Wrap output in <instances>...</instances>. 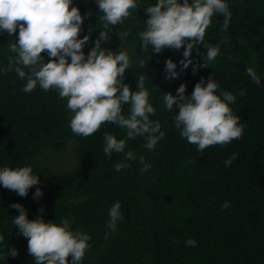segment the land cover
<instances>
[{"label":"trees","instance_id":"obj_1","mask_svg":"<svg viewBox=\"0 0 264 264\" xmlns=\"http://www.w3.org/2000/svg\"><path fill=\"white\" fill-rule=\"evenodd\" d=\"M225 2L231 12L227 31L216 14L204 38V45L219 44V54L208 60L204 45H198L185 69L180 63L183 48L143 52L139 33L148 19L145 9L156 0H137L124 23L108 29L99 20L95 0H73L72 6L85 17L79 38L90 35L84 54L94 47L99 31H107L103 48L117 54L129 48L132 66L124 83L136 91L139 76L145 77L149 102L156 109L150 119L159 121L165 133L153 150L144 147L146 137L129 140L126 130L112 123L87 138L73 134L66 99L39 86L24 93L26 81L14 71L0 72V169L29 166L40 180L27 197L0 185V264H35L27 239L13 224L15 203L25 208L30 221L42 217L60 225L68 219L71 230L89 235L90 248L81 264H264V85L243 66L264 77V0ZM124 31L129 35L120 40ZM17 37L18 30L14 36L0 33V68L15 55L8 45ZM42 56L47 62V53ZM167 59L177 65V78L166 79ZM212 74L217 94L222 90L236 96L229 107L244 131L240 139L199 152L175 128L178 110L174 106L168 111L163 96H175L181 84L190 96L195 84L203 78L206 86ZM122 109L127 117L130 105ZM105 133L126 140L124 153L109 158L103 152ZM128 151L135 153V160L124 159ZM232 153L238 157L225 167ZM118 162L130 166L117 172ZM37 187L43 192L39 200L33 199ZM226 201L230 206L224 209ZM116 202L123 218L112 231L106 225ZM189 239L196 241L195 247L186 246ZM12 248L18 251L15 258L7 255Z\"/></svg>","mask_w":264,"mask_h":264},{"label":"clouds","instance_id":"obj_2","mask_svg":"<svg viewBox=\"0 0 264 264\" xmlns=\"http://www.w3.org/2000/svg\"><path fill=\"white\" fill-rule=\"evenodd\" d=\"M95 2L105 29L122 25L130 16V10L137 8V0ZM72 4L73 0H0V33L14 36L18 30L16 42L8 45L15 55L8 57L7 67L0 68V72L14 71L26 81L21 89L24 93H32L39 86L45 92L55 90L60 99H66L67 108L73 113L69 122L73 134L87 138L107 122L125 129L129 140L146 137L144 147L153 150L165 133L161 131L159 121L150 119L156 109L149 102L145 77L139 76L136 91L124 83L126 70L132 66L130 57L126 51L119 49L117 54L102 47L109 40L107 31H99V38L86 56L83 49L89 43L90 35L79 38L85 17ZM145 13L148 19L144 22L145 29L139 33L143 52L151 49L160 54L165 49L183 48L184 59L180 63L185 69L192 63L189 57L193 49L204 45L213 16L220 14L223 17L225 31L231 19L225 0H156ZM128 35L124 31L118 38L123 40ZM204 47L208 60H214L219 54V44ZM45 52L49 58L47 62L42 56ZM138 65L144 67V61H138ZM176 67L171 59L165 61L166 79L177 78ZM186 88L181 84L175 96L169 93L163 98L168 111L171 112L174 106L178 110L173 117L175 128L189 144L203 152L210 146H225L242 137L244 125L229 107L235 104L236 96L222 90L217 94L219 85L214 74L207 78L206 86L203 78L196 83L190 96L185 95ZM244 94L243 90L239 93ZM124 104L130 105L127 117L123 114ZM125 147V139L104 134L103 152L109 158L113 153H124ZM237 157V153H232L224 161L225 167H230ZM124 159L135 160V153L128 151ZM140 162H144V157H140ZM129 166L122 162L114 165L117 172ZM39 183L38 175H33L29 166L0 169V185L20 197H27L29 189ZM42 196L43 192L37 187L33 199L39 200ZM229 206L226 201L222 208ZM11 207L18 212L13 224L27 239L28 254L35 259V264H69V258L70 264H81L90 248L89 235L71 230L68 219L60 225L46 223L42 217L30 221L21 204L15 203ZM120 209L121 204L116 202L109 210L106 227L112 231L123 218ZM185 244L195 247L196 241L189 239ZM7 255L15 258L18 251L12 248Z\"/></svg>","mask_w":264,"mask_h":264},{"label":"water","instance_id":"obj_3","mask_svg":"<svg viewBox=\"0 0 264 264\" xmlns=\"http://www.w3.org/2000/svg\"><path fill=\"white\" fill-rule=\"evenodd\" d=\"M245 68H247L255 77L264 85V77H262L258 72H256L252 67L247 64H243Z\"/></svg>","mask_w":264,"mask_h":264},{"label":"rangeland","instance_id":"obj_4","mask_svg":"<svg viewBox=\"0 0 264 264\" xmlns=\"http://www.w3.org/2000/svg\"><path fill=\"white\" fill-rule=\"evenodd\" d=\"M232 46H233V45H232ZM232 46H231V47H232ZM120 50H121V51H126V52H128L129 48H127V47H122ZM236 50H238V47H237ZM238 55H239V50H238L237 54H235V56L238 57ZM66 161H67V160H66Z\"/></svg>","mask_w":264,"mask_h":264}]
</instances>
